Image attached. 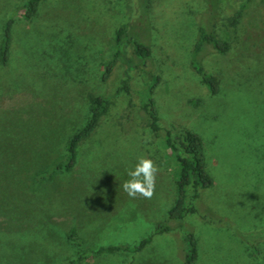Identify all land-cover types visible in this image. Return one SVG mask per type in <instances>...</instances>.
Wrapping results in <instances>:
<instances>
[{"label": "rangeland", "instance_id": "1", "mask_svg": "<svg viewBox=\"0 0 264 264\" xmlns=\"http://www.w3.org/2000/svg\"><path fill=\"white\" fill-rule=\"evenodd\" d=\"M25 1L0 0V35L13 19L0 63V264H62L149 234L139 251H99L77 264H183L186 231L196 237V264H264V0H241L247 9L226 52L198 54L219 78L216 94L190 63L204 0H42L31 20L16 9ZM124 21L150 55L144 70L117 61L102 80ZM150 85L156 133L141 108ZM88 93L106 94L108 109L74 166L52 171L87 115ZM182 127L200 136L213 183L180 224L152 233L174 197L163 133ZM138 157L158 169L151 198L122 188Z\"/></svg>", "mask_w": 264, "mask_h": 264}, {"label": "trees", "instance_id": "2", "mask_svg": "<svg viewBox=\"0 0 264 264\" xmlns=\"http://www.w3.org/2000/svg\"><path fill=\"white\" fill-rule=\"evenodd\" d=\"M42 0H26L16 9H21V17L31 20L37 14ZM206 8L196 26L194 41L191 48L190 63L194 71L199 75L201 82L206 86L210 94H216L220 90V81L216 74L207 71L200 63L198 54L206 46H211L216 52L224 53L230 48V42L226 35L230 28L237 31L240 18L247 9V4L241 0H204ZM128 8V5L126 4ZM222 11L230 12L229 16H222ZM222 16V18H220ZM219 21H221L219 23ZM11 17L1 25L0 35V63L5 64L10 55L12 42ZM217 26V28H216ZM219 29V30H218ZM131 51L128 53L127 45ZM150 55L149 46L134 36L128 29L127 21L119 24L114 31L113 49L109 59L101 68L100 78L105 80L111 72L115 62L120 61L126 70H144L145 60ZM151 85L146 88L145 101L141 108L146 113L148 125L153 133L159 129L158 115L150 94ZM87 115L84 121L65 140L64 156L55 162L51 170H69L77 158V149L82 141L87 139L97 128L102 116L108 109V96L104 93L86 95ZM163 143L175 162L174 171V197L170 206L166 209L163 221L155 224L152 233H160L171 229L170 222L180 224L182 219L193 212L191 200L199 197L200 193L209 188L213 183V177L206 168L203 144L200 136L193 130L182 127L176 130L167 128L163 133ZM240 239L248 242L244 236ZM264 233L262 234V237ZM185 250L183 264H196L198 249L196 237L192 231H186ZM151 239V234L140 238L135 244L106 245L96 249H84L76 257L64 261L62 264H77L84 258L99 251L141 250ZM255 248V243H251Z\"/></svg>", "mask_w": 264, "mask_h": 264}, {"label": "clouds", "instance_id": "3", "mask_svg": "<svg viewBox=\"0 0 264 264\" xmlns=\"http://www.w3.org/2000/svg\"><path fill=\"white\" fill-rule=\"evenodd\" d=\"M157 171V166L151 158L138 157L134 167L126 171L129 179L123 182V190L129 197L139 194L145 198H151Z\"/></svg>", "mask_w": 264, "mask_h": 264}]
</instances>
